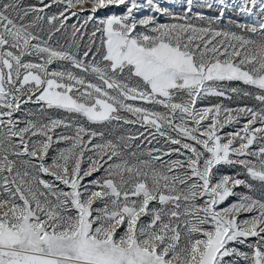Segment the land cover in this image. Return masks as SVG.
Masks as SVG:
<instances>
[{
  "label": "snow or ice",
  "instance_id": "1",
  "mask_svg": "<svg viewBox=\"0 0 264 264\" xmlns=\"http://www.w3.org/2000/svg\"><path fill=\"white\" fill-rule=\"evenodd\" d=\"M0 264H264V0H0Z\"/></svg>",
  "mask_w": 264,
  "mask_h": 264
},
{
  "label": "rangeland",
  "instance_id": "2",
  "mask_svg": "<svg viewBox=\"0 0 264 264\" xmlns=\"http://www.w3.org/2000/svg\"><path fill=\"white\" fill-rule=\"evenodd\" d=\"M31 2H34V0H25V3H31ZM165 6H167V5H165ZM85 7H90V6L89 5H86ZM195 11H204L206 14H213L212 12H209V10H207V9H195ZM98 15L103 16V15H105V13L101 12V13H98ZM228 15H232V14L229 13ZM233 18L234 19H239L241 22H247L248 21V18H245V17H236V16H233ZM69 23H76V18H73ZM221 26L222 27L227 26V20H225ZM90 28H91V25H89V29ZM232 30H236V29H232ZM69 32H70V30H69ZM60 39H61V42L63 43L64 42L63 38H60ZM224 103L227 104L228 101H224ZM241 103L251 104L252 101H243ZM233 106H235V105H233ZM126 127H129V126H126ZM125 131H126V129H118L117 130V132L119 134H123Z\"/></svg>",
  "mask_w": 264,
  "mask_h": 264
}]
</instances>
